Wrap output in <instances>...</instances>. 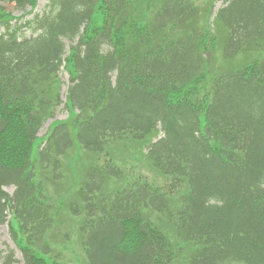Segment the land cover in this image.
I'll use <instances>...</instances> for the list:
<instances>
[{
  "label": "trees",
  "instance_id": "16d2710c",
  "mask_svg": "<svg viewBox=\"0 0 264 264\" xmlns=\"http://www.w3.org/2000/svg\"><path fill=\"white\" fill-rule=\"evenodd\" d=\"M36 1L0 0V225L15 220L24 263L62 264L49 240L65 209L88 264H264V0H217L211 25L216 0H50L41 33L17 41L3 5ZM62 64L77 113L32 162ZM76 148L88 169L68 184ZM131 148L157 183L116 165Z\"/></svg>",
  "mask_w": 264,
  "mask_h": 264
},
{
  "label": "rangeland",
  "instance_id": "374dc122",
  "mask_svg": "<svg viewBox=\"0 0 264 264\" xmlns=\"http://www.w3.org/2000/svg\"><path fill=\"white\" fill-rule=\"evenodd\" d=\"M191 1L196 5H200V7H203V5H206V4L209 6L211 5L210 4L211 0L210 1L209 0H191ZM47 2H48V0H38V5H37L35 11L33 12L32 15L26 16L25 20L31 19V17L34 16L36 13L41 12L44 9V7L46 6ZM214 5H215L214 11H216L221 6V2H215ZM3 6L9 12H11L14 17H19V16L21 17V15L23 13L22 11L17 10L14 7V5L5 4ZM95 12H96V15L94 17H98L99 19H100V17L102 18L101 11L99 9H96ZM98 26H100V20H98V22L95 23L93 27H98ZM30 33H31L30 30H27L25 32V35L30 36ZM254 56L259 57L260 59H264V52L263 53L261 52L259 54L256 53ZM238 60H240V58H238ZM206 76H207V74L204 77H206ZM66 79H67V76H65V74H64V81H66ZM209 81H210V77H207V83H205L204 85L198 84L197 85V91L208 89L207 86H208ZM65 117H66L65 112L64 113L58 112L56 117H55V120H62ZM47 125L48 124L44 125V127L41 129V131L39 133V137H42L47 132V129H48ZM132 164H134V162H132L130 164V166H128V165L123 166L122 165L121 168L128 170V169H131V167H132L133 171L135 173L134 175L136 176L140 168L137 166H134V165L131 166ZM147 178L149 181L152 182L151 175H147ZM68 181H70L72 183L71 177H70V180H68ZM12 189L13 188L9 189L8 192L9 193L12 192L14 190V189L13 190ZM60 218L62 220L60 223L61 224L60 229L67 232L70 235L68 243L64 242L65 236H62V239H59L60 243H62V244L54 245L56 250L59 251L61 254L60 259L64 260L63 264H86L84 251L82 250L83 248H81L79 245L80 241H79L78 229H79V222L81 220V217H73L70 213L66 214L65 209H64ZM12 226H13L14 230H17V224L15 222H13ZM57 231L58 230H56V229L53 230V232H57ZM19 240L21 241L22 245H24L22 236L19 237ZM0 249H3V250L6 249V250L14 251L16 259L19 260V263H17V264H22L21 257L19 255V253L15 250L14 243L11 241L10 236L8 234L7 223L0 226Z\"/></svg>",
  "mask_w": 264,
  "mask_h": 264
}]
</instances>
